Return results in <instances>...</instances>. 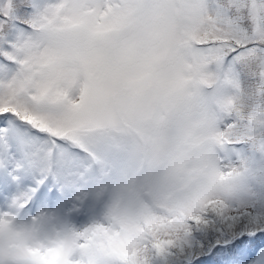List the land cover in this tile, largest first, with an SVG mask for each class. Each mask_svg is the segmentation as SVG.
<instances>
[{"label": "snow or ice", "instance_id": "obj_1", "mask_svg": "<svg viewBox=\"0 0 264 264\" xmlns=\"http://www.w3.org/2000/svg\"><path fill=\"white\" fill-rule=\"evenodd\" d=\"M0 264H264V0H0Z\"/></svg>", "mask_w": 264, "mask_h": 264}]
</instances>
